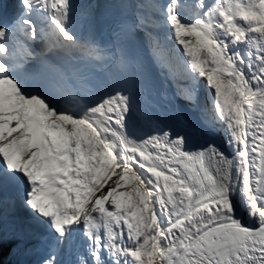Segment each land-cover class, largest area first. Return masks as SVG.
Returning <instances> with one entry per match:
<instances>
[{"label":"snow or ice","instance_id":"obj_1","mask_svg":"<svg viewBox=\"0 0 264 264\" xmlns=\"http://www.w3.org/2000/svg\"><path fill=\"white\" fill-rule=\"evenodd\" d=\"M136 7L156 17L139 24L165 25L153 55L183 69L190 102L204 90L202 142L141 109L121 79L51 62L126 68L133 25L101 43L92 5L15 0L0 16V203L11 195L44 229L38 264H264V0ZM9 240L0 229V264Z\"/></svg>","mask_w":264,"mask_h":264},{"label":"bare ground","instance_id":"obj_2","mask_svg":"<svg viewBox=\"0 0 264 264\" xmlns=\"http://www.w3.org/2000/svg\"><path fill=\"white\" fill-rule=\"evenodd\" d=\"M11 1H13V3L15 2V0H11ZM3 2H4V0H0V4H2ZM144 11L145 10H142L141 15L145 16ZM1 14L2 13H0V16H2ZM138 16H140V13ZM147 24H148V22H147ZM144 25L148 28V30L150 32L149 35L146 33ZM139 27L142 28V30H144V32L148 36V40H149L151 46L153 45V39L157 36L163 35L164 32L166 31V27L162 23L161 24L158 23L156 25L152 24L151 27L147 26L146 24H143V25L139 24ZM98 41H100V40H98ZM100 42L104 43L102 41H100ZM73 56L74 57H77V56L83 57L84 55L77 53V54H74ZM93 59L95 60V63L97 66H99L101 68H105V69H108L114 62V58L111 56H104L100 59H96V58H93ZM159 61L161 62L162 66L164 67V71L166 72V78H167L166 79L164 77L166 79V83H167L166 87H165L164 94L171 96L173 93L178 91L175 80L177 79L180 82V78H178L175 74H171V72L167 69L166 61L164 59H159ZM53 63H54V66L57 68H64V62L61 61L60 59H56ZM177 93H179V92H177ZM200 111H201V113L204 114L203 105H200ZM207 116H208V114H207ZM14 202H16L14 198H12L10 201H9V199H7L6 202H4V204H7V212L6 213L11 212V210L13 209ZM21 212H22V210H21ZM21 212L15 213L16 214L15 218L7 216L6 221L3 224H1L2 220L0 219V229H2L4 232H6L10 236L9 243L6 246H9L11 244H15L19 248L21 247V252H24V254L27 256H34V255L35 256H40V255L42 256L44 254V251L40 250L38 246L41 242L44 241L42 238L43 232L41 231V229H39V226L35 223H32V224H27V223L19 224V223H17L16 221L21 218ZM15 214H12V215H15ZM240 214L244 215V213H242V211H240ZM37 238H39V239H37ZM19 239H21L22 243L19 242Z\"/></svg>","mask_w":264,"mask_h":264},{"label":"rangeland","instance_id":"obj_3","mask_svg":"<svg viewBox=\"0 0 264 264\" xmlns=\"http://www.w3.org/2000/svg\"><path fill=\"white\" fill-rule=\"evenodd\" d=\"M0 12H2L1 10H0ZM186 59V58H185ZM181 74H182V76H179V78H180V82L176 79L175 80V83H176V86L178 87V89L181 91H183L184 93H186V89H190L191 88V86H192V83H191V81L188 79V77L184 74V72H183V69L181 68V72H180ZM202 92H203V97L205 96V93H204V90L203 89H201L200 90V93H199V99H198V102H197V104L199 103V105H201V94H202ZM204 104L206 105V102H205V99H204ZM206 107H207V105H206ZM209 116L211 117V113L209 112ZM220 133V137L222 136V131H220L219 132ZM241 211H242V213H243V210L241 209ZM37 239H39V238H37ZM41 239V238H40ZM19 242H21V239H19ZM22 243V242H21ZM20 243V244H21ZM13 246H6V247H8L7 249H5V250H8V249H13L14 251H15V253H14V251L12 250V256H13V260H15L16 261V259H17V263L18 264H38V259H36L37 258V256H27V255H25L24 254V252H21V247L19 248L18 246H16L15 244H12ZM16 249H15V248ZM18 255V256H17ZM18 257V258H17ZM21 258V259H20ZM64 259H73V257H70V256H67V255H65L64 256ZM3 260H4V264H6L7 263V261L9 260L8 258L7 259H5V258H3Z\"/></svg>","mask_w":264,"mask_h":264},{"label":"trees","instance_id":"obj_4","mask_svg":"<svg viewBox=\"0 0 264 264\" xmlns=\"http://www.w3.org/2000/svg\"><path fill=\"white\" fill-rule=\"evenodd\" d=\"M3 258L9 259L6 264H15V260H13L12 251L9 252L8 250H5Z\"/></svg>","mask_w":264,"mask_h":264},{"label":"water","instance_id":"obj_5","mask_svg":"<svg viewBox=\"0 0 264 264\" xmlns=\"http://www.w3.org/2000/svg\"><path fill=\"white\" fill-rule=\"evenodd\" d=\"M182 98V97H181ZM183 99V98H182ZM204 117V116H203ZM220 135V134H219Z\"/></svg>","mask_w":264,"mask_h":264}]
</instances>
